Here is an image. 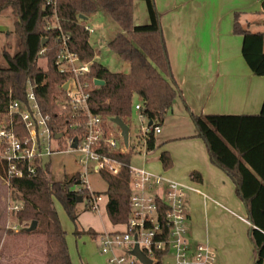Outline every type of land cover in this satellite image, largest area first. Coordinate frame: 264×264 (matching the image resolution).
<instances>
[{
    "label": "trees",
    "instance_id": "1",
    "mask_svg": "<svg viewBox=\"0 0 264 264\" xmlns=\"http://www.w3.org/2000/svg\"><path fill=\"white\" fill-rule=\"evenodd\" d=\"M135 0H58L57 14L65 33L69 34L70 47L79 53L83 61L94 59L95 49L90 42V33L84 28L86 20L81 17L103 9L121 30L108 43V47L121 58L129 61L128 73L112 72L107 66L93 60L90 78L103 80L104 84L91 91L90 107L93 113L104 120L120 117L126 123L135 109V96L142 101L140 112L154 125H161L165 115L172 109L180 89L174 79L168 48L164 37L161 16L155 0L146 2L149 22L135 25ZM262 10L264 12V0ZM11 9L15 16L17 50L11 54L7 48L0 64V81L6 84V96L0 98V113L8 111L10 100L25 99L29 79H36V88L41 107L45 113L57 117L54 98L58 86L65 76L58 73L54 60L59 52L55 30L48 31L46 22L53 15V8L46 0H0V12ZM234 32L243 36V57L257 76H264V33L252 32L241 26L238 13L235 14ZM47 38L46 45H42ZM46 48L42 55L40 51ZM47 59V68L39 67L38 60ZM191 118L208 149L214 164L222 168L234 181L236 193L245 204L247 219L252 224L249 234L254 244V264L264 263V101L257 114H207L191 113ZM62 124L63 121H59ZM148 150L156 148V136L147 137ZM104 153L120 163L117 172L102 170L107 181L105 191L106 209L111 222L121 225L127 222L130 198V166L132 150L115 152L104 148ZM164 169L172 166L167 151L160 155ZM7 164L0 159V177L6 175ZM196 178V173L192 174ZM79 175H66L56 179L51 163L38 166L35 174H26L11 181L15 196L23 201L24 207L17 212L23 227L21 233H37L46 236L45 264H73L56 202L60 203L72 221L78 214L76 205L79 197L88 198L87 190L78 191L81 185ZM100 193V192H98ZM102 194V193H101ZM37 227L29 232L32 221ZM82 232L76 230L75 234ZM89 233L98 237V233Z\"/></svg>",
    "mask_w": 264,
    "mask_h": 264
},
{
    "label": "crops",
    "instance_id": "2",
    "mask_svg": "<svg viewBox=\"0 0 264 264\" xmlns=\"http://www.w3.org/2000/svg\"><path fill=\"white\" fill-rule=\"evenodd\" d=\"M136 1L134 23L147 24L149 15H144L143 20L135 17ZM261 2L155 0L180 89L175 101L180 100L182 106L174 109L173 104L165 115L161 132L155 135L156 148L145 156L144 166L191 188L186 199L189 236L194 243L211 244L219 254V264H254V244L249 234L252 224L233 179L212 162L204 140L197 136L191 113L260 112L264 76L255 75L246 63L243 36L234 32V20L238 13L243 28L264 33L261 18L255 16L263 12ZM90 16H86V23ZM109 19L113 21L110 16ZM164 151L172 159L169 169H164L160 160Z\"/></svg>",
    "mask_w": 264,
    "mask_h": 264
},
{
    "label": "built area",
    "instance_id": "3",
    "mask_svg": "<svg viewBox=\"0 0 264 264\" xmlns=\"http://www.w3.org/2000/svg\"><path fill=\"white\" fill-rule=\"evenodd\" d=\"M57 2L46 0V5L54 10L47 19L46 29L56 31L59 44L54 65L58 73L65 76L54 98L57 117L43 111L36 94L39 83L29 79L25 99L10 100L7 113H0V159L7 164L3 181L11 187L12 179L35 174L37 167L50 162L52 155L79 152L82 170L77 174L85 188L76 189L87 190L91 210L98 211L103 194L91 190L88 176L92 170L115 173L120 168L119 161L104 153V148L115 152L128 148L121 133L120 142L108 126V120L91 110V91L97 85L89 75L99 52L95 50L93 60L83 61L79 53L71 49V37L61 26ZM84 28L89 33L94 32L87 23ZM45 51L43 48L40 54ZM141 108L142 104L135 105L141 122H146L139 131L146 140L144 156L147 157L150 153L147 137L152 132L154 135L160 133L161 127L154 122L149 125L150 119L140 112ZM58 134L61 136L57 137ZM75 137L78 142L73 148ZM129 187L127 222L98 235L107 264H144L132 254L135 246L152 261L151 264H219V254L211 244L194 243L189 236L186 199L190 187L145 166H130ZM21 208L19 202L10 206L15 212Z\"/></svg>",
    "mask_w": 264,
    "mask_h": 264
},
{
    "label": "rangeland",
    "instance_id": "4",
    "mask_svg": "<svg viewBox=\"0 0 264 264\" xmlns=\"http://www.w3.org/2000/svg\"><path fill=\"white\" fill-rule=\"evenodd\" d=\"M144 15H148L146 2L137 0L135 17L141 20ZM255 16L261 18L260 29L264 30V12ZM14 24L15 16L11 9H4L0 12L1 65L5 64V59L2 56L3 49L7 48L11 54L17 50L18 38ZM87 24L94 29V32L90 33V42L95 50L99 52L97 60L107 66L112 72L128 73L130 71L129 61L121 58L107 46V43L121 30L119 25L111 21L109 15L101 8L90 16ZM255 26L256 24H253L252 28L256 29ZM38 65L46 69L47 59L40 58ZM5 92L6 84L4 81H0V98L6 96ZM134 102L142 104L139 96H135ZM179 105L182 106L181 101L176 100L174 109H177ZM107 124L121 142L119 137L121 130L118 125L112 122L111 119L107 121ZM144 124L146 122H141L139 111L134 109L131 118L128 120V125L130 126L129 148L132 150L131 166L133 167H143L145 165L144 151L146 140L141 131L136 132V129L141 130ZM59 143L62 145L63 141L61 140ZM81 158L82 154L79 152L52 155L50 163L53 176L56 179H62L66 175L78 173L82 170V166L79 163ZM88 183L92 191L103 194V199L99 202L98 211L91 210L87 198H84L82 202L76 205L78 217L75 222L71 220L63 206L58 202H56V209L62 226L66 231L67 244L73 264H107L106 256L101 251L100 240L98 237L92 236L89 231L100 234L105 229L110 230L114 226L117 227L119 225H114L108 216L106 209L107 197L105 194L108 184L102 174L97 170H92L88 176ZM76 188H85V184L78 185ZM15 195L17 194L0 177V264H45L46 236L37 233H21L23 223L17 218V212L20 210L17 212L12 211L10 206L19 202L23 208L24 204ZM76 230L82 233L76 235Z\"/></svg>",
    "mask_w": 264,
    "mask_h": 264
},
{
    "label": "water",
    "instance_id": "5",
    "mask_svg": "<svg viewBox=\"0 0 264 264\" xmlns=\"http://www.w3.org/2000/svg\"><path fill=\"white\" fill-rule=\"evenodd\" d=\"M81 17L86 19V16L81 15ZM47 40H48L47 38L43 39L42 45H46ZM94 82H95V85H97V86L104 84V81L99 80V79H96ZM65 87H67V85H65ZM111 121L118 125V127L121 130V135L123 137L125 147L129 148L130 126L124 120H122L120 117H113V118H111ZM148 124L152 125L153 120H149ZM60 136H61L60 134L57 135V137H60ZM77 142H78V139H77V137H75L74 142L72 143L73 148H75L77 146ZM78 201L82 202L83 201L82 197H79ZM37 224H38V222L36 220L32 221L30 226L27 227V231H29V232L33 231L37 227ZM132 254L136 255L144 264H151L152 263V261L140 251L138 246H135V248L132 250Z\"/></svg>",
    "mask_w": 264,
    "mask_h": 264
}]
</instances>
